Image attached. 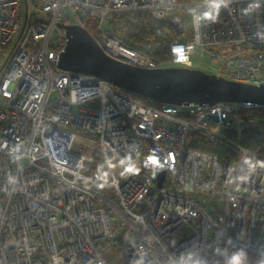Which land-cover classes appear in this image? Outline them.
<instances>
[{"label":"built area","instance_id":"obj_1","mask_svg":"<svg viewBox=\"0 0 264 264\" xmlns=\"http://www.w3.org/2000/svg\"><path fill=\"white\" fill-rule=\"evenodd\" d=\"M211 9L212 0H0V264L264 258V152L237 145L238 158L223 161L192 146L197 135L209 143L237 129L240 111L263 104L153 106L59 66L71 13L111 55L164 66L115 31L145 13L182 35L170 47L173 65L194 66L199 49L217 60L218 76L264 84V0H227L214 20ZM80 137L103 165L119 161L128 174L85 175L91 158L72 148Z\"/></svg>","mask_w":264,"mask_h":264},{"label":"water","instance_id":"obj_2","mask_svg":"<svg viewBox=\"0 0 264 264\" xmlns=\"http://www.w3.org/2000/svg\"><path fill=\"white\" fill-rule=\"evenodd\" d=\"M64 28L67 41L59 55V66L63 69L96 75L116 87L160 103L252 101L264 105V84L232 80L195 66L142 67L108 53L80 24L68 23ZM164 176L163 171L159 185Z\"/></svg>","mask_w":264,"mask_h":264},{"label":"trees","instance_id":"obj_3","mask_svg":"<svg viewBox=\"0 0 264 264\" xmlns=\"http://www.w3.org/2000/svg\"><path fill=\"white\" fill-rule=\"evenodd\" d=\"M127 17L123 28L115 30L117 35L123 38L128 45L150 54L161 65H173L170 47L173 42L182 38L174 25L168 21L152 20L145 13H131ZM87 29L95 35L92 27L87 26ZM262 58L264 62V48ZM117 89L147 104L153 106L162 104L124 88L117 87ZM239 119L245 123L241 130L237 131L235 128L224 130L220 137L209 143L197 135L192 146L217 154L223 161H235L238 158L237 145L251 151L264 152V106L240 111ZM248 260L249 264H264V259L256 255H251Z\"/></svg>","mask_w":264,"mask_h":264},{"label":"rangeland","instance_id":"obj_4","mask_svg":"<svg viewBox=\"0 0 264 264\" xmlns=\"http://www.w3.org/2000/svg\"><path fill=\"white\" fill-rule=\"evenodd\" d=\"M70 22L72 23L77 22L76 15L72 13L70 14ZM186 27L188 29V33H191L189 31L191 29V24L186 23ZM5 52H6V47L0 46V67L2 65V60H4L6 57ZM192 58H193V65L195 67L203 68L211 73H214V71L217 70L218 68L217 60L209 54H205L201 56L199 49L194 50ZM244 126H245L244 121H241L239 119L237 121V131L241 130ZM77 131L81 132L80 130ZM197 133L198 132L193 129L188 136V141H191L197 135ZM92 145H94L95 147ZM72 148L77 152L86 153L87 157L91 158V160L89 159L86 160V166L83 169V173L89 177L92 176L94 179H98L100 181H108L111 175L110 169L113 170L116 175L121 177L126 176L128 174V172H125L124 170L125 169L124 165L119 161L112 162L110 166L103 165L102 158L100 157L97 146L94 143L93 144L89 143V141L85 140L82 137L78 138L74 142ZM117 259H120V255L117 256Z\"/></svg>","mask_w":264,"mask_h":264},{"label":"clouds","instance_id":"obj_5","mask_svg":"<svg viewBox=\"0 0 264 264\" xmlns=\"http://www.w3.org/2000/svg\"><path fill=\"white\" fill-rule=\"evenodd\" d=\"M226 5H227V0H212V9L206 14L207 18L214 20L216 18V15H218V10L220 9V7ZM233 264H239V262L234 258Z\"/></svg>","mask_w":264,"mask_h":264},{"label":"bare ground","instance_id":"obj_6","mask_svg":"<svg viewBox=\"0 0 264 264\" xmlns=\"http://www.w3.org/2000/svg\"><path fill=\"white\" fill-rule=\"evenodd\" d=\"M258 256V255H257ZM258 257H260V258H263V257H261V256H258ZM264 259V258H263ZM250 262V261H249Z\"/></svg>","mask_w":264,"mask_h":264}]
</instances>
